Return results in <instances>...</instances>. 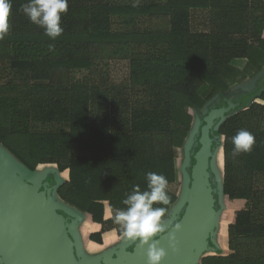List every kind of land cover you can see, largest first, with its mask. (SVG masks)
I'll use <instances>...</instances> for the list:
<instances>
[{
  "label": "trees",
  "instance_id": "16d2710c",
  "mask_svg": "<svg viewBox=\"0 0 264 264\" xmlns=\"http://www.w3.org/2000/svg\"><path fill=\"white\" fill-rule=\"evenodd\" d=\"M25 2L12 0L11 29L0 39V148L30 172L52 166L67 174L60 185L54 174L43 183L100 226L90 239L102 244L105 233L119 234L114 209L134 185L146 189L147 172L166 176L169 212L178 204L176 159L193 132V112L201 128L214 99L219 108L248 100L212 127L213 152L223 149L222 193L246 207L229 226L231 253L198 264H264V0H141L139 7L69 0L55 40L19 11ZM259 76L253 90L227 101ZM116 87L138 109L129 129L115 132L107 117ZM240 129L256 143L233 158L231 137ZM211 184L217 205L212 175Z\"/></svg>",
  "mask_w": 264,
  "mask_h": 264
},
{
  "label": "water",
  "instance_id": "95a60500",
  "mask_svg": "<svg viewBox=\"0 0 264 264\" xmlns=\"http://www.w3.org/2000/svg\"><path fill=\"white\" fill-rule=\"evenodd\" d=\"M260 77L254 79L255 86ZM248 103V100L233 102L227 108H214L206 112L205 123L200 128L195 162L190 173H187V183L178 205L167 219L166 226L179 223L181 230H174L168 237L161 238L159 246L167 252L162 264H194L201 249H208L213 244L212 228L218 213L210 173L214 146L212 127L216 121H223L229 113ZM190 139H193V132ZM7 155L0 148V262L148 264L147 246L138 247L134 241H126L122 250L105 257L101 263L84 261L75 237V224L83 214L58 202L56 192L55 198H50L51 191H56V187L49 189L48 183H43L49 174H54L57 185L62 184L64 181L60 182V173L50 171L42 182H37L38 178L35 181L27 179L24 175L34 179L36 173L26 170ZM222 196L221 188L219 197ZM172 236L175 237L174 241ZM131 247L132 250L128 251Z\"/></svg>",
  "mask_w": 264,
  "mask_h": 264
},
{
  "label": "clouds",
  "instance_id": "9594fccd",
  "mask_svg": "<svg viewBox=\"0 0 264 264\" xmlns=\"http://www.w3.org/2000/svg\"><path fill=\"white\" fill-rule=\"evenodd\" d=\"M141 0H131L132 7H139ZM12 0H0V39L11 29ZM69 10V0H27L19 11L28 20L44 30V34L55 40L63 34L62 17ZM233 158L250 153L256 143L255 136L247 129H240L231 137ZM146 189L134 185L125 193L123 208L114 209L113 223L119 226V239L134 241L138 247L147 246L148 264H162L167 256L160 247L162 237H168L174 230L180 231L179 223L166 226L168 205V180L165 175L149 171L145 175ZM115 236V233H113ZM172 240L175 237L172 236Z\"/></svg>",
  "mask_w": 264,
  "mask_h": 264
},
{
  "label": "rangeland",
  "instance_id": "374dc122",
  "mask_svg": "<svg viewBox=\"0 0 264 264\" xmlns=\"http://www.w3.org/2000/svg\"><path fill=\"white\" fill-rule=\"evenodd\" d=\"M118 75H119V77H117V80L119 79V82H120V78H122L124 75V70L121 69L120 72L118 73ZM253 81H255V80H251V81L247 82V83H251L249 85L246 84V85H240L238 87H235L234 88L235 90L233 92L234 94H228L226 96L227 101H230L231 98L237 97V94H235L237 92L251 91V89L255 86V82H253ZM111 97H113L112 98L113 102L111 103L112 107L110 108L111 112L109 113V118L107 117V119L110 121L109 126L115 132L120 131L119 129H121L122 131L128 130L129 127H127V126H128V122H129L130 113L132 110L134 111V110L138 109V101H135L126 89L118 88V87L114 88V90L112 91ZM219 102H220V98L214 99L209 104L208 108L203 111V113H206L208 110L215 108ZM143 107L144 106H141V108H143ZM193 115L196 118V122H195V125L193 128V139L192 140L190 139L189 144L187 145V148L181 149L178 152L179 153L178 154V160H179V162L181 160L182 165H183L182 170L180 169V171H179V173H180V176H179V179H180V197L182 196V194H183L182 191L184 189V186L187 183L186 176L188 173V168H189L190 164L192 163V151L194 150V147L196 146V142H195L196 140L195 139H196V136L198 135V130L202 124L199 117L194 112H193ZM9 158H10V160L13 161V159L10 156H9ZM223 164H224L223 163V149H222V144H219L218 147L214 149L213 156L211 159V165H210V173L212 175V180H213L215 187H216L215 191H216L218 198H219L220 190L222 188ZM54 170L56 171V168H54L52 166H48V167L46 166V167H43L38 172H36V176H35L36 178L33 177L34 179H32V177L29 175H24V177L27 179L34 180V181L38 178L39 180L37 179L36 181L42 182L46 178V176L49 174L48 172L54 171ZM64 177H66V176H64ZM59 178H60V182H61V180L65 181V179H63V176H61V177L59 176ZM54 193H55V191L53 192V190H52L51 191L52 197L50 196V198L53 199ZM222 197H224V195ZM57 201H58V199H57ZM234 208H237L236 204L232 205L231 210H233ZM221 213H227V212L225 210H222ZM84 219H85L84 215L79 216V219L77 220V222L75 224V237L76 238L78 237V233L81 232V228H82V225L84 223ZM89 221H90V223H92L90 219H89ZM224 225H225V222H222L221 226H224ZM92 227L96 228V224H93ZM123 247H125V244H123L119 249H116L115 252L122 250ZM131 250L132 249H128V251H131ZM211 253H219V252L215 248L213 249V252L211 251V249H207V248L201 249V251L197 255V261H195L194 264H198L202 258L210 255ZM0 264H4V263L1 261Z\"/></svg>",
  "mask_w": 264,
  "mask_h": 264
},
{
  "label": "crops",
  "instance_id": "0c3cea01",
  "mask_svg": "<svg viewBox=\"0 0 264 264\" xmlns=\"http://www.w3.org/2000/svg\"><path fill=\"white\" fill-rule=\"evenodd\" d=\"M246 60H235L233 65L238 68H244L246 66ZM178 160V156L176 159V169H177V181L180 183V169L182 170V161ZM63 176V179L66 180L67 174H60V177ZM66 176V177H64ZM180 197V196H179ZM237 206L231 210L232 205ZM178 205V204H177ZM177 205L171 208V211L168 214V218L171 215L173 209H176ZM246 202L243 200H229L226 196L219 197L217 202V221L216 224L213 225L212 233H213V244L208 247L213 252L215 248L219 253H211L212 255H221L227 256L231 253L229 249V239H228V230L229 226L232 225L235 221L236 215L239 211L245 209ZM222 210H225L227 213H221ZM106 218L111 217V212L109 209L106 211ZM84 223L81 228V232L78 233V251L82 259L86 262L101 263V260L110 255H114L116 249H119L123 244L126 243L127 240L119 239V234L116 231H110L103 235V243L97 244L93 242L90 237L93 233L100 231V226L96 225V228H93L94 224L92 220L85 216ZM167 218V219H168ZM221 218V219H220ZM89 219L91 220L90 223ZM225 222L224 226H221V223ZM95 229V230H94ZM115 233V236H113ZM225 236V237H224ZM132 248V247H131ZM130 249V248H129ZM210 254V255H211Z\"/></svg>",
  "mask_w": 264,
  "mask_h": 264
},
{
  "label": "flooded vegetation",
  "instance_id": "af4514ba",
  "mask_svg": "<svg viewBox=\"0 0 264 264\" xmlns=\"http://www.w3.org/2000/svg\"><path fill=\"white\" fill-rule=\"evenodd\" d=\"M216 108H219V107H216ZM213 109H214V108H212L211 110H213ZM198 149H199V148H198ZM194 157H195V156H194ZM190 167H192V164H190L189 168H190ZM189 168H188V170H189Z\"/></svg>",
  "mask_w": 264,
  "mask_h": 264
}]
</instances>
